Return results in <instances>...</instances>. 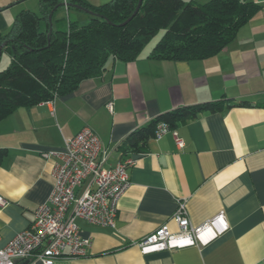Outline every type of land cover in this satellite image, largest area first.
Returning a JSON list of instances; mask_svg holds the SVG:
<instances>
[{"label": "crops", "instance_id": "obj_1", "mask_svg": "<svg viewBox=\"0 0 264 264\" xmlns=\"http://www.w3.org/2000/svg\"><path fill=\"white\" fill-rule=\"evenodd\" d=\"M24 1L0 0V35L10 32L20 12L30 11L17 8ZM82 1L99 6L112 0ZM248 1L261 9L214 57L157 60L150 57L152 46L132 62L109 61L102 74L82 80L68 95L20 107L0 120V149L7 151L0 162V248L28 228L35 208L49 197L54 161L42 153L62 150L64 139L87 127L103 146L105 168L133 160L130 185L118 201L113 228L76 219L90 248L84 257L53 264H264V0ZM64 8L73 9L61 6L56 16ZM217 101L224 103L219 111L152 137L139 151L121 148L161 114ZM180 201L194 226L223 211L228 231L205 247L141 254L135 243L159 226L176 232L171 218Z\"/></svg>", "mask_w": 264, "mask_h": 264}, {"label": "trees", "instance_id": "obj_2", "mask_svg": "<svg viewBox=\"0 0 264 264\" xmlns=\"http://www.w3.org/2000/svg\"><path fill=\"white\" fill-rule=\"evenodd\" d=\"M69 2L93 13L85 24L56 19L59 1L41 0L39 15L20 12L10 32L0 35V45L6 43L3 51L11 58L10 65L0 72V120L20 107L74 92L82 80L102 74L109 61H134L156 37L150 53L153 59L189 62L214 57L261 9L248 0H142L133 15L138 0H112L99 6L82 0ZM50 14L52 24L58 25L49 34ZM223 105L206 102L161 114L134 131L121 148L139 151L154 137L159 123L175 130L179 124L219 111ZM6 154L0 149V162Z\"/></svg>", "mask_w": 264, "mask_h": 264}, {"label": "built area", "instance_id": "obj_3", "mask_svg": "<svg viewBox=\"0 0 264 264\" xmlns=\"http://www.w3.org/2000/svg\"><path fill=\"white\" fill-rule=\"evenodd\" d=\"M107 108L112 110L111 103ZM169 131L165 123H159L154 137L160 138ZM171 132L177 148H182L183 141L175 131ZM42 157L54 161L51 192L48 199L35 208L28 228L0 248V264L24 260L53 264L58 259L84 257L91 239L81 236L76 219L113 228L118 201L130 185L127 170L133 166V160L125 158L115 166L105 168L103 146L87 127L74 137L64 139L62 150L44 152ZM79 188H82L80 193L77 192ZM171 219L176 232H170L165 224L159 226L135 243L141 254L205 247L229 229L223 211L198 226L192 225L184 201L178 203Z\"/></svg>", "mask_w": 264, "mask_h": 264}, {"label": "rangeland", "instance_id": "obj_4", "mask_svg": "<svg viewBox=\"0 0 264 264\" xmlns=\"http://www.w3.org/2000/svg\"><path fill=\"white\" fill-rule=\"evenodd\" d=\"M38 0H26L18 5L17 8H21V7H24L25 9H29L30 11L36 13L37 15L40 14V11L38 9ZM60 17V18H57ZM56 16V19H68V20H78L80 21V24L83 25L85 24L87 21H88V15L85 14L84 12H81V11H77V10H74V9H70L68 12L65 11V8L64 10L62 9L60 11V14H58ZM65 19V20H66ZM64 20V21H65ZM66 22V21H65ZM62 24L61 27H65V23ZM158 37L154 38L145 48V50H149V48H151L155 42L157 41ZM10 57L9 55L6 53V52H3L1 54V57H0V72L3 71L4 69H6L9 65H10Z\"/></svg>", "mask_w": 264, "mask_h": 264}, {"label": "water", "instance_id": "obj_5", "mask_svg": "<svg viewBox=\"0 0 264 264\" xmlns=\"http://www.w3.org/2000/svg\"><path fill=\"white\" fill-rule=\"evenodd\" d=\"M141 2H142V0H138V4H137V6H136V9H135L133 15H135V14L137 13V11L139 10V7H140V5H141ZM61 6L69 7V8H73V9H78V10H80V11H82V12L88 14V15H92V14H93L90 10L85 9V8H83V7L80 6V5L74 4V3H72V2H65V1H63V2L60 3V4H58V6L55 7V10H56L57 8L61 7ZM129 20H130V19L126 20V21L123 23V25H125L126 23H128ZM48 21H49V34H50V32L52 31L51 14L48 16ZM49 34H48L47 37H49ZM5 45H6V43H3L2 45H0V56H1L2 49H3V47H4Z\"/></svg>", "mask_w": 264, "mask_h": 264}]
</instances>
